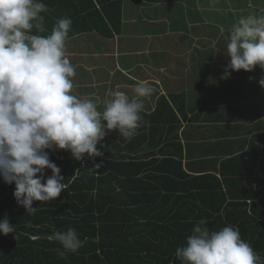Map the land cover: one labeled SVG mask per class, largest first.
Wrapping results in <instances>:
<instances>
[{
  "label": "crops",
  "instance_id": "0c3cea01",
  "mask_svg": "<svg viewBox=\"0 0 264 264\" xmlns=\"http://www.w3.org/2000/svg\"><path fill=\"white\" fill-rule=\"evenodd\" d=\"M63 3L54 15L61 17H44L47 31L41 35L50 34L58 19L69 18L72 8L66 0ZM250 14L264 15V0H123L122 27L112 29L113 38L97 31L73 35V28L84 25L72 20L66 52L76 68L75 95L85 98L94 93L102 111L110 89L132 97L139 80L149 81L153 89L143 99L136 135L130 139L119 132L114 135V162L128 161L131 170L142 169L141 178L162 177V169L175 175L182 171L194 179L215 176L222 183L233 172L254 170L258 175L257 166L253 167L256 150L251 147L264 134L260 84L264 69H229L230 77L224 78L230 61L224 53L230 29ZM48 151L57 157L69 153ZM166 158L176 163H165ZM259 175L263 177L261 165ZM191 186L195 191V180ZM149 194L143 202L150 203ZM189 196L186 205L195 210V192Z\"/></svg>",
  "mask_w": 264,
  "mask_h": 264
},
{
  "label": "trees",
  "instance_id": "16d2710c",
  "mask_svg": "<svg viewBox=\"0 0 264 264\" xmlns=\"http://www.w3.org/2000/svg\"><path fill=\"white\" fill-rule=\"evenodd\" d=\"M64 1H41L47 6L42 15L61 17L54 15ZM66 1L72 8L68 17L84 25L73 28V35L97 31L113 38L112 29L121 30L123 0ZM162 101L173 111L166 99ZM117 132L108 131L97 145L103 155L87 161V154L76 160L70 152L57 157L47 150L68 187L56 200L34 202L33 207H38L35 215L17 204L15 184L9 185L0 177V220L7 218L17 228L16 233L0 234V264H181L176 249L186 244L201 219L210 230L237 228L241 238L264 257V134L257 138V146L251 147L256 150L253 167L257 166L258 175L254 170L233 172L222 183L215 176L194 179L182 171L175 175L170 169H162L163 178H141L142 169L131 170L128 161L114 162L111 148ZM166 159L165 163H176ZM51 175L46 169L45 179ZM145 179H149L147 184ZM214 180V186L203 183ZM194 192L195 210H191L186 204ZM148 194L150 203L143 202ZM68 228H75L84 243L77 252L61 258L56 252L61 245L47 237Z\"/></svg>",
  "mask_w": 264,
  "mask_h": 264
},
{
  "label": "clouds",
  "instance_id": "9594fccd",
  "mask_svg": "<svg viewBox=\"0 0 264 264\" xmlns=\"http://www.w3.org/2000/svg\"><path fill=\"white\" fill-rule=\"evenodd\" d=\"M46 8L41 0H0V177L15 184L14 198L29 215L37 212L34 202L56 200L68 187L47 150L68 151L76 160L85 154L102 156L97 145L108 131L117 130L126 139L136 135L143 99L153 91L147 80L134 84L132 97L110 89L102 111L94 93L75 95L76 68L66 52L72 20L58 19L50 34L41 35L47 31ZM219 29L224 33L222 25ZM224 53L230 57L224 78L230 77L229 69H264V15L241 16L230 29ZM260 84L264 87V78ZM46 169L52 175L45 179ZM206 223L201 219L176 249L181 264H264L237 228L210 230ZM16 232L7 218L0 220V234ZM47 239L61 245L56 249L61 258L84 243L75 228Z\"/></svg>",
  "mask_w": 264,
  "mask_h": 264
}]
</instances>
